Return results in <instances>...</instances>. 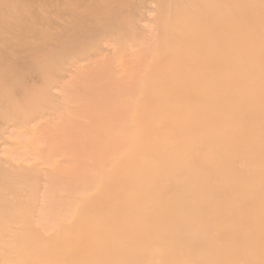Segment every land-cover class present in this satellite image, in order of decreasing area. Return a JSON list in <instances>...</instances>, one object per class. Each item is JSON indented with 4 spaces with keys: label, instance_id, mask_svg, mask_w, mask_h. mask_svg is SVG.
<instances>
[{
    "label": "bare ground",
    "instance_id": "1",
    "mask_svg": "<svg viewBox=\"0 0 264 264\" xmlns=\"http://www.w3.org/2000/svg\"><path fill=\"white\" fill-rule=\"evenodd\" d=\"M0 264H264V0H0Z\"/></svg>",
    "mask_w": 264,
    "mask_h": 264
}]
</instances>
